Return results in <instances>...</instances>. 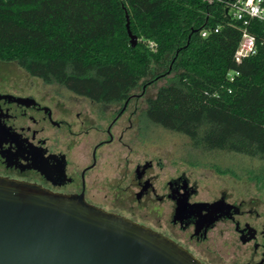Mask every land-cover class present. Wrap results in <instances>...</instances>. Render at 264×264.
I'll return each mask as SVG.
<instances>
[{
	"label": "trees",
	"instance_id": "obj_1",
	"mask_svg": "<svg viewBox=\"0 0 264 264\" xmlns=\"http://www.w3.org/2000/svg\"><path fill=\"white\" fill-rule=\"evenodd\" d=\"M228 1L0 0V61L104 104L171 75L144 116L189 139L191 165L233 173L207 160L235 152L264 163V29L252 21L256 54L236 62Z\"/></svg>",
	"mask_w": 264,
	"mask_h": 264
},
{
	"label": "flooded vegetation",
	"instance_id": "obj_2",
	"mask_svg": "<svg viewBox=\"0 0 264 264\" xmlns=\"http://www.w3.org/2000/svg\"><path fill=\"white\" fill-rule=\"evenodd\" d=\"M145 88L104 104L29 73L0 76V176L83 195L205 264H264L263 199L200 195L182 166L151 156Z\"/></svg>",
	"mask_w": 264,
	"mask_h": 264
},
{
	"label": "water",
	"instance_id": "obj_3",
	"mask_svg": "<svg viewBox=\"0 0 264 264\" xmlns=\"http://www.w3.org/2000/svg\"><path fill=\"white\" fill-rule=\"evenodd\" d=\"M131 45L137 35L127 22ZM0 264H205L183 245L83 195L0 176Z\"/></svg>",
	"mask_w": 264,
	"mask_h": 264
},
{
	"label": "rangeland",
	"instance_id": "obj_4",
	"mask_svg": "<svg viewBox=\"0 0 264 264\" xmlns=\"http://www.w3.org/2000/svg\"><path fill=\"white\" fill-rule=\"evenodd\" d=\"M26 72L14 62L0 61V76L11 75L17 78L21 75L27 76L28 72ZM170 77L171 75L162 76L148 83L145 86V96L154 97L161 86L169 84ZM135 90L139 92L143 87L140 86ZM65 92L72 93L67 89ZM143 105L145 106L144 103ZM148 136L146 149L150 151L151 156H160L166 164L178 163L182 166L191 180L198 184L200 195L211 198L213 194L224 192L233 199L244 198L246 201L255 200L258 203L261 199L264 201V163L240 153L218 152L207 161L216 162L223 168L228 167L233 171V173H220L213 166L191 165L186 160L189 139L183 134L171 132L157 123H151Z\"/></svg>",
	"mask_w": 264,
	"mask_h": 264
},
{
	"label": "built area",
	"instance_id": "obj_5",
	"mask_svg": "<svg viewBox=\"0 0 264 264\" xmlns=\"http://www.w3.org/2000/svg\"><path fill=\"white\" fill-rule=\"evenodd\" d=\"M212 3L215 0H205ZM227 13L229 17L239 22L241 37L234 52L236 62H241L247 56L256 54V36L252 33V21L255 25L264 29V0H229L227 2ZM208 30H203L202 35H207ZM239 71L230 70L227 74L229 79H233Z\"/></svg>",
	"mask_w": 264,
	"mask_h": 264
}]
</instances>
